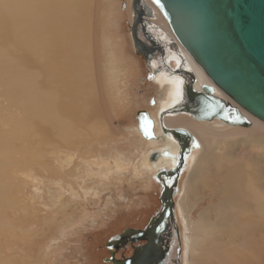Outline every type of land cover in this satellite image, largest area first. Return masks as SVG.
<instances>
[{
  "label": "rangeland",
  "instance_id": "1",
  "mask_svg": "<svg viewBox=\"0 0 264 264\" xmlns=\"http://www.w3.org/2000/svg\"><path fill=\"white\" fill-rule=\"evenodd\" d=\"M74 1L77 0H73V7ZM91 1L81 3V12L92 25L90 33L86 32L88 49L82 51V56L88 58V99L92 102L84 107L86 118L76 121L79 134L69 144L50 134L46 144L28 142L26 153L14 151L11 146L16 141L12 138H8L7 146H0V264H101L102 253H108L104 242L116 231L112 224L116 207L123 206L125 200H147L144 192L150 187L149 172L153 170L144 155L155 148L138 135L134 114L146 106L148 96L153 94L157 102L152 112L155 117L170 86L160 83L153 92H147L144 76L148 68L135 56L127 0ZM72 11L68 4L59 2L55 8L59 27L79 18L77 14L65 19ZM158 17L155 22L167 30L165 21L159 14ZM9 60L0 58V64L15 70L16 63L13 66ZM3 90L0 86V130H4L7 118L17 117L19 110L16 103L6 99ZM94 102L105 111L88 113L95 107ZM246 115L251 123L247 127L200 122L199 132L211 139L205 144L207 148L201 143L191 154L179 182L180 194L173 202L179 264H264V123ZM102 117L108 118L106 131L93 134L88 122H101ZM183 119L191 120L186 116ZM185 120L179 121L181 126ZM0 136L4 141L5 131ZM159 139L153 140H158L156 148ZM203 151L209 152L203 160L206 168L192 174L191 167ZM114 159L118 163H113ZM238 162L247 173L246 190L258 194L251 195L254 200L250 196L251 208L233 213L216 203L215 191L222 174ZM137 215L134 213L130 221Z\"/></svg>",
  "mask_w": 264,
  "mask_h": 264
},
{
  "label": "bare ground",
  "instance_id": "2",
  "mask_svg": "<svg viewBox=\"0 0 264 264\" xmlns=\"http://www.w3.org/2000/svg\"><path fill=\"white\" fill-rule=\"evenodd\" d=\"M90 1L91 0H89V2ZM59 2L64 5L68 4L73 10L72 12H69L70 18H65L66 16L64 13L62 14L63 18L72 19L77 14H79V18L77 20H71L73 21L72 24H70L71 21L70 23L68 22L69 24H66L65 22L66 25H64V28L62 27L63 29L58 26L60 25L57 21L58 18H56V14L58 13H55V8H58ZM82 2L86 3L87 0H77L76 2L74 1V7L71 6V4H73V0H0V58H9L11 64L13 65L14 63H16L17 66V68L13 70L9 69V67L5 63L0 64V86L1 88L3 87V91H5L6 99L11 103H16L19 107L17 117L14 120H10L9 118H7L5 122L6 124H4L3 127L4 130H0V133L5 131L4 141L0 136L1 148L7 146L8 138L15 139L16 141L11 146L13 147L14 151L26 153L27 149L29 148L28 142L32 143L34 141V143H36L38 146L39 144H46L50 138V134H56L57 136L55 137H58L60 140H63L68 144L72 143V140L76 137L75 134L78 133L76 121H78L79 118L85 117H83V114L85 115L83 110L84 107H86V103L89 104L90 102V98L88 99V95H90L89 92L91 87L87 74V66H89L87 60L88 58H85L84 55L82 56V51L85 50L88 45L89 39L87 38L86 32L89 31L90 26L92 25L89 20H84L85 17H82V15H86L83 14L85 13L84 11L83 13L81 12ZM127 3L129 5V17L131 19L132 0H127ZM85 6L87 8L86 4ZM158 18V12L155 11L153 22H155V19L157 20ZM158 21L161 22V20ZM74 22H77L78 26L74 24ZM158 25L163 30L168 32V29L166 30L164 26L160 24ZM89 33L90 32H88V34ZM74 34H76L75 36L78 37L77 39L74 37ZM90 40L92 39L90 38ZM175 46L170 47L171 50L167 53L169 63L171 60L175 61L177 64H180L181 62L184 66L188 67L189 70L195 72V74L198 76V79H200V84L205 83L208 85H212L210 80L205 77L201 69L193 62L190 56L180 46H177L176 44ZM6 61L8 62V60ZM3 62H5V60ZM151 65H155V60L152 61ZM112 66L113 65L108 67ZM155 78L161 84L165 81V83L170 86V90L167 91L168 97L165 101H163V104L160 106L159 110L162 109V111L165 110L166 112L171 111V109L168 108H170L182 96V81H180V76L159 72L155 75ZM213 93L222 97L223 99L229 100L227 96H225V94H223L215 86H213ZM81 106L83 107L81 108ZM92 106L95 107L90 110L87 108L89 110L87 111L88 113L93 114V112H96V110L98 109H101V111L98 110L99 112L105 111L104 108H98L101 106H99V104L96 102H94ZM80 109H82V111ZM243 113L247 117L246 113ZM90 118H87L88 121H92V119L89 120ZM185 119H183V116L179 115L175 117H165V125L169 127L181 126L175 124ZM107 120L102 117L101 122H88L87 125H89V128L93 134H99L106 131V125L109 124ZM181 124H184L185 127H183L188 129L196 137V140L198 142V146H196L189 153V156L186 159L185 166L187 168L188 163H190L189 159L190 157H192L191 154L193 153V151L198 150V147L201 143L204 149L207 148L205 147V144L211 138L207 135L205 137L204 134L200 133L201 131L199 132L200 127H202V124L200 122H196L191 119L185 120L184 123ZM36 138L38 139L37 141H40V143L36 141ZM159 140L160 141L158 142L157 149L167 146L172 150H175L176 146L171 142L170 139L160 138ZM156 142L153 140H148V142H146V145L148 143L149 146L153 145L154 148H156ZM208 153V151H203V153L199 155L197 161L196 159H194L193 163L195 161L196 162L191 167L193 169L192 174L198 171L200 172L206 168L207 164H205L203 160L206 158ZM144 156H146L145 162L149 163L151 169H156L161 165V163H168L169 160L159 158L157 162L150 163L147 160V155L145 154ZM35 157L39 158V154L36 152ZM195 157L197 156L195 155ZM68 160L69 159L66 158V161ZM113 163H118V161L114 159ZM214 164L216 163L214 162ZM242 167L238 162V165H234L232 168L228 169V172L226 171V168L225 171L227 173L225 172L224 174H222L223 177H220L219 182H217L219 184V187L217 189L215 188L216 203L220 206L223 205L225 209H229V211L233 213L246 210L249 206L251 208V195L254 194L256 196L258 194L257 192L252 194L251 191L248 192L246 190L245 187L247 186L245 184V181L247 179L245 180L244 175H246L247 173L244 171L245 168L242 169ZM179 194L180 191L178 195ZM252 199L254 200L253 197ZM186 201L187 199L185 200V202ZM63 221L64 220H62V222ZM9 227L10 225H8V228ZM188 231L190 230L188 229ZM189 233H193V231H190ZM187 237H189V235ZM196 247L195 249H197Z\"/></svg>",
  "mask_w": 264,
  "mask_h": 264
},
{
  "label": "water",
  "instance_id": "3",
  "mask_svg": "<svg viewBox=\"0 0 264 264\" xmlns=\"http://www.w3.org/2000/svg\"><path fill=\"white\" fill-rule=\"evenodd\" d=\"M131 10L133 48L150 73L179 76L167 57L176 44L212 83L201 89L215 86L230 100V125H250L243 111L264 123V0H132ZM155 11L168 32L153 22ZM151 124L146 117L149 133Z\"/></svg>",
  "mask_w": 264,
  "mask_h": 264
},
{
  "label": "flooded vegetation",
  "instance_id": "4",
  "mask_svg": "<svg viewBox=\"0 0 264 264\" xmlns=\"http://www.w3.org/2000/svg\"><path fill=\"white\" fill-rule=\"evenodd\" d=\"M135 56H138L137 58L142 62L145 61L142 54ZM169 64L172 68H177L180 81H182V96L168 108L171 111L158 110L155 117L152 112L157 102L153 94L148 96L146 106L138 108L134 114V125L138 135L144 140L170 139L176 146V152L167 146L148 151L147 160L150 163H155L160 158L169 159V164L161 163L156 169H152L153 172H149L151 183H149L148 190L144 192L147 196L146 201L140 199L138 202L127 203L125 200L123 206L116 207L112 219L113 229L116 231L108 235L104 242L105 251L108 253L105 255L102 253L101 264H179L178 229L173 202L179 193V182L184 174L186 159L189 153L198 146V142L196 137L183 126H171L172 128L166 126L165 117L179 115L201 123L217 121L224 126L230 125L228 123L230 116L227 113L229 100L214 93L204 92L201 89L203 83L200 84V79L195 72L189 70L181 62L177 64L171 60ZM144 81L148 93L150 90L153 92L160 83L151 75L149 69L146 70ZM162 84L167 83L164 81ZM141 99L144 103L145 99ZM172 108L179 110L172 111ZM146 117L152 123L150 133L146 128ZM175 125H180V123L177 122ZM154 152L156 154H153ZM134 213L138 214L137 219L130 221ZM127 223L131 224L123 226Z\"/></svg>",
  "mask_w": 264,
  "mask_h": 264
}]
</instances>
